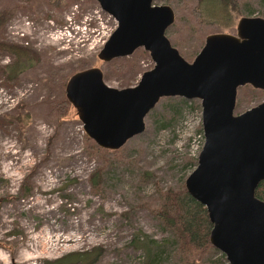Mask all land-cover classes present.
<instances>
[{"label": "rangeland", "instance_id": "obj_1", "mask_svg": "<svg viewBox=\"0 0 264 264\" xmlns=\"http://www.w3.org/2000/svg\"><path fill=\"white\" fill-rule=\"evenodd\" d=\"M153 4L173 9L175 20L165 34L187 61L207 35L235 34L243 16L264 18V0H235L241 11L231 17L209 11L210 1ZM3 11L8 14L0 22V42L28 47L38 59L8 78L4 68L13 56L0 48V95L12 99L7 105L0 99V264H54L80 251L99 256L70 264L184 263L191 250L179 251L175 234L159 224L150 208L161 200L158 191L181 186L197 164L204 142L200 101L181 97L177 116L158 128L160 112L149 114L166 106L161 98L145 116V129L122 151H98L65 97L68 78L98 67L108 86H134L153 67L149 53L140 47L128 56L100 60L104 43L93 42V29L112 33L116 21L96 0H0ZM83 29L90 32L89 44L80 41ZM242 98L235 114L263 101L264 90L247 88ZM107 159L112 163L93 189L97 175L91 179V174ZM145 237L151 240L148 258L139 246ZM193 264L229 263L214 247Z\"/></svg>", "mask_w": 264, "mask_h": 264}, {"label": "water", "instance_id": "obj_2", "mask_svg": "<svg viewBox=\"0 0 264 264\" xmlns=\"http://www.w3.org/2000/svg\"><path fill=\"white\" fill-rule=\"evenodd\" d=\"M116 21L97 57L108 62L142 47L153 67L136 85L113 88L98 67L73 73L65 97L86 136L117 150L145 129V116L162 97L198 99L204 143L184 181L211 223L209 242L229 264H264V100L235 114L237 88L264 90V18L243 16L236 32L212 33L191 61L167 38L173 9L153 0H96Z\"/></svg>", "mask_w": 264, "mask_h": 264}, {"label": "trees", "instance_id": "obj_3", "mask_svg": "<svg viewBox=\"0 0 264 264\" xmlns=\"http://www.w3.org/2000/svg\"><path fill=\"white\" fill-rule=\"evenodd\" d=\"M209 1V11L219 10L221 11V14H230V17L234 12L239 13L241 11L239 8H236L237 4H235V0H201V3L204 4L205 2ZM196 10L198 15H201V11H199L197 8ZM252 11L253 10L250 9L248 10L250 15L252 14ZM6 14H8L6 11L0 12V22L3 21ZM172 25L173 23L168 27V29L171 28ZM0 48L1 50L3 49L5 52H8L13 56L11 63L6 67L4 66V71L6 72V76L8 78L17 77L18 74L26 70L28 67H31L33 61L38 59L35 53L30 51V49L25 46L5 44L0 42ZM250 87V85L238 87L235 110H238L240 104L245 101L243 100L242 95L247 88L251 91H255L254 88L252 89ZM162 98L163 102L166 104V106L162 108V111H152L149 114V116L152 118L153 116L157 117L160 112L159 119H161V121L158 123V128H164L169 125V121L173 117L177 116V111L179 110L178 106L184 101V99L179 96H169ZM125 144L117 150L104 149L99 146L96 149L103 153L118 154L125 148ZM92 149H94L93 145ZM111 163L112 162L107 159L105 163L97 168V170L93 171L91 174V179L93 176L97 175V180L94 181L93 179L92 181L93 189H96V187L100 185V179L102 181L103 174L105 175ZM158 194L159 199L161 200L157 205L150 208L153 215L164 229H170L175 234L177 241L180 242L179 251L181 253H183V249L185 247H189V251L191 250L190 253L192 254L188 253V256H185L184 263L182 264H193V261H198L203 257L204 253L206 255L209 252V249L214 250V247L209 242L211 223L206 209L201 203L196 201L191 195L188 194L184 183H182L178 188H168L166 190L158 191ZM255 195L259 199L264 200V181L260 182L257 186ZM144 239L145 243L144 241H140L139 243L141 244H139V246L145 249V254L148 258L150 250L147 244L148 242L151 243V240H147L146 237ZM195 248H197V250L193 253ZM93 254L94 253L88 251L71 252L54 261V264H70L83 258H87L88 260L92 258V260H96L99 255L97 254L94 256L95 254ZM195 258L198 260H194Z\"/></svg>", "mask_w": 264, "mask_h": 264}, {"label": "built area", "instance_id": "obj_4", "mask_svg": "<svg viewBox=\"0 0 264 264\" xmlns=\"http://www.w3.org/2000/svg\"><path fill=\"white\" fill-rule=\"evenodd\" d=\"M102 12V11H101ZM108 16H110V15H108ZM98 17H99V15H98ZM100 21H99V23L100 24H102V19H99ZM27 27H29V25H30V22L29 21H25V23H24ZM82 29V28H81ZM88 31V30H87ZM86 31V29H83V31H80V41L82 42V44H85L86 42L89 44V37H88V35L90 34V32L88 33ZM91 32H92V30H91ZM93 42L95 43V42H99V41H101L102 43H105V41L107 40V38L109 37V35H110V33L109 32H106V31H103V30H101V31H99V30H97V29H93ZM16 33L17 34H19L20 36H24V33H22V32H19V31H16ZM88 34V35H87ZM0 93H2V91L0 90ZM6 95L3 93V95H0V99H2V101H3V104L4 105H7V104H10V103H12L11 101H12V99H10V97H7L6 99L4 98ZM1 103V102H0Z\"/></svg>", "mask_w": 264, "mask_h": 264}, {"label": "flooded vegetation", "instance_id": "obj_5", "mask_svg": "<svg viewBox=\"0 0 264 264\" xmlns=\"http://www.w3.org/2000/svg\"><path fill=\"white\" fill-rule=\"evenodd\" d=\"M204 143V142H203Z\"/></svg>", "mask_w": 264, "mask_h": 264}]
</instances>
